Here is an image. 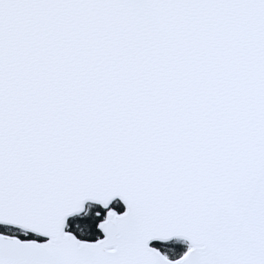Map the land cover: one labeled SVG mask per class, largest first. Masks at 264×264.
<instances>
[{
	"label": "snow or ice",
	"instance_id": "snow-or-ice-1",
	"mask_svg": "<svg viewBox=\"0 0 264 264\" xmlns=\"http://www.w3.org/2000/svg\"><path fill=\"white\" fill-rule=\"evenodd\" d=\"M0 264H264V0H0Z\"/></svg>",
	"mask_w": 264,
	"mask_h": 264
}]
</instances>
